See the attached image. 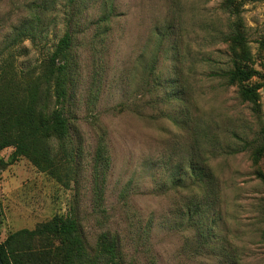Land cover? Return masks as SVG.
<instances>
[{
  "label": "rangeland",
  "instance_id": "374dc122",
  "mask_svg": "<svg viewBox=\"0 0 264 264\" xmlns=\"http://www.w3.org/2000/svg\"><path fill=\"white\" fill-rule=\"evenodd\" d=\"M224 1L0 0V93L38 81L73 35L69 177L26 158L0 166V244L71 216L91 252L102 235L114 238L120 264H264V158L253 156L264 142V2L241 7L262 87L256 111L224 77ZM35 15L32 41L20 31ZM192 165L212 173L211 191Z\"/></svg>",
  "mask_w": 264,
  "mask_h": 264
},
{
  "label": "trees",
  "instance_id": "16d2710c",
  "mask_svg": "<svg viewBox=\"0 0 264 264\" xmlns=\"http://www.w3.org/2000/svg\"><path fill=\"white\" fill-rule=\"evenodd\" d=\"M250 1L264 2L224 1L223 7L232 19L225 41L231 53L232 68L224 77L229 85L238 86L242 102L257 111L261 106L262 87L253 83L259 73L251 67L252 56L241 21V7ZM40 22V16H32L20 31L21 36L37 40L40 33L37 24ZM72 43L73 35L67 32L46 60L43 75L38 81L29 83L23 92L0 93V154L6 149H14L7 163L0 162L1 167L15 165L26 158L40 171L59 181L68 179L69 173L63 175L61 166L69 162L65 142L69 119L63 108L67 101ZM52 98L56 100L57 109H51ZM101 154L103 152L100 151ZM253 156L255 161L264 158V142L254 148ZM190 171L191 178L200 179L202 187L211 191L215 184L207 167L192 165ZM262 180L264 183V176ZM0 257L3 264H120L118 244L114 238L102 235L95 251L91 252L81 236L77 221L71 216H55L33 231L22 230L10 235L0 244Z\"/></svg>",
  "mask_w": 264,
  "mask_h": 264
},
{
  "label": "water",
  "instance_id": "95a60500",
  "mask_svg": "<svg viewBox=\"0 0 264 264\" xmlns=\"http://www.w3.org/2000/svg\"><path fill=\"white\" fill-rule=\"evenodd\" d=\"M0 264H3L2 260H1V257H0Z\"/></svg>",
  "mask_w": 264,
  "mask_h": 264
}]
</instances>
